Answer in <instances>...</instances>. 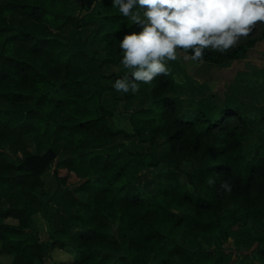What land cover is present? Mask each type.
I'll return each instance as SVG.
<instances>
[{
  "label": "trees",
  "instance_id": "trees-1",
  "mask_svg": "<svg viewBox=\"0 0 264 264\" xmlns=\"http://www.w3.org/2000/svg\"><path fill=\"white\" fill-rule=\"evenodd\" d=\"M69 4L0 0V100L11 104L0 108V193L8 202L0 211V253L12 256L9 264H44L45 248L69 253L71 264H221L228 238L221 213L236 206L257 222V258L251 264H264V143L249 150L253 130L247 118L231 105L216 120L200 110L183 116L180 83L167 61L169 74L141 83L136 94L114 90L111 82L126 71L119 65L118 41L140 29L128 25L131 21L112 0L99 1L95 34L102 63L117 69L75 76L94 57L60 35L67 27L89 23L69 13ZM11 14L17 15V24H3ZM33 23L42 25L43 32ZM254 42L224 54L208 50L203 60L239 58ZM120 100H137L139 107L124 110L123 124L113 129L108 116L119 110ZM17 103L30 107L17 111ZM93 105L102 113L91 114ZM16 116L21 120L15 121ZM144 131L149 151L117 159L119 146ZM30 139L42 152L24 159L10 153L25 148ZM61 142L71 154L61 155ZM158 144L168 149L175 170L160 173L151 187H144L140 173L158 166L161 158L151 153ZM78 166L86 174L79 193H69L74 211L59 227L50 226L44 244L35 216L49 218L56 193L49 183L65 185ZM221 181L231 190L222 189ZM186 238L201 244L188 245Z\"/></svg>",
  "mask_w": 264,
  "mask_h": 264
},
{
  "label": "rangeland",
  "instance_id": "rangeland-1",
  "mask_svg": "<svg viewBox=\"0 0 264 264\" xmlns=\"http://www.w3.org/2000/svg\"><path fill=\"white\" fill-rule=\"evenodd\" d=\"M99 1L70 0L68 12L81 15L89 23L80 29L67 27L60 31V35L69 44L85 47L89 54L94 57L91 61L83 62L75 70L74 74L77 77L95 74L98 69L106 74L117 69L115 64L102 63L101 50H98L101 49V42L97 38L98 34H95L98 25L95 20L101 11ZM17 19L16 14L8 15L3 20V24L16 25ZM32 27L40 33L44 30L42 25L36 23H33ZM248 40H254L255 42L245 54L233 60L212 63L202 59L199 62H193L183 60L181 58L183 53L181 52L175 61L167 62L180 83L179 96L182 100V115L189 116L200 110L212 120H216L225 105L236 107L247 118L253 130L249 140V150H252L259 143H264V121L261 120V112L264 109V23H258L253 31L247 36L241 37L236 45ZM96 54L101 56H96ZM10 106L9 102L0 100V108H9ZM15 106L17 111H24L30 107V104L17 103ZM138 107L137 100H120L118 102L119 110L115 111L114 115L108 116L110 126L113 129L118 128L124 122L122 119L125 113L124 110L133 111ZM91 109V114L102 113L96 105L91 106ZM19 120H21V116H16L15 121ZM148 135V131H144L142 135L125 141V144L119 146L116 158L121 160L127 157L128 154H132V152L149 151ZM9 151L13 156L24 159L27 156L42 152V147L30 139L25 148L16 152L11 149ZM60 153L61 155H67L71 154L72 150L65 142H61ZM151 153L156 155L157 158H161V160L158 166L146 167L141 170L139 181L144 187H151L152 182L158 179L160 173L175 170V162L169 156V151L163 144L154 146ZM55 165L56 162L51 167V174L56 167ZM85 174L86 168L78 166L69 174L65 185L56 188L55 183H49L50 191L56 192L49 202V218L41 213L35 216L40 229V238L44 244L49 238L50 226L59 227L65 218L74 211L69 201V193H79L78 186L84 180ZM4 194L5 192L0 193V211H3L8 204ZM221 222L223 227L228 230V238L223 244L224 251H221L219 256L221 264H251L252 260L257 258L256 253L253 252L256 220L248 218L238 207L231 206L229 209L222 211ZM184 242L195 246L201 244L198 240L194 241L187 238L184 239ZM58 249L45 248L44 264L72 263L71 259H74V257L63 250L56 252ZM11 260V255L0 253V264H9Z\"/></svg>",
  "mask_w": 264,
  "mask_h": 264
},
{
  "label": "clouds",
  "instance_id": "clouds-1",
  "mask_svg": "<svg viewBox=\"0 0 264 264\" xmlns=\"http://www.w3.org/2000/svg\"><path fill=\"white\" fill-rule=\"evenodd\" d=\"M112 6L140 29L118 41L119 65L126 71L111 86L122 93L136 94L141 83L168 75L166 61L181 52L193 62L208 50L224 54L264 23V0H112ZM220 186L231 190L227 181Z\"/></svg>",
  "mask_w": 264,
  "mask_h": 264
},
{
  "label": "crops",
  "instance_id": "crops-1",
  "mask_svg": "<svg viewBox=\"0 0 264 264\" xmlns=\"http://www.w3.org/2000/svg\"><path fill=\"white\" fill-rule=\"evenodd\" d=\"M99 50V49H98ZM56 249H58V248H56ZM62 249H58V250H56V252H58V251H61ZM64 251V250H63ZM55 254V253H54ZM64 254H66V253H64ZM71 256V255H70ZM72 258V257H71ZM73 259H71V261H72Z\"/></svg>",
  "mask_w": 264,
  "mask_h": 264
},
{
  "label": "water",
  "instance_id": "water-1",
  "mask_svg": "<svg viewBox=\"0 0 264 264\" xmlns=\"http://www.w3.org/2000/svg\"><path fill=\"white\" fill-rule=\"evenodd\" d=\"M211 250H213V249H211Z\"/></svg>",
  "mask_w": 264,
  "mask_h": 264
}]
</instances>
